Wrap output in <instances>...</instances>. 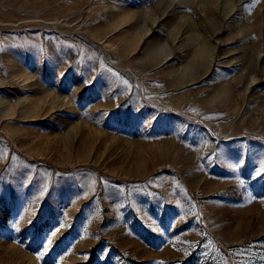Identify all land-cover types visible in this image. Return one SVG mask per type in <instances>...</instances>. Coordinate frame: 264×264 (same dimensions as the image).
Instances as JSON below:
<instances>
[{
  "label": "rangeland",
  "instance_id": "obj_1",
  "mask_svg": "<svg viewBox=\"0 0 264 264\" xmlns=\"http://www.w3.org/2000/svg\"><path fill=\"white\" fill-rule=\"evenodd\" d=\"M0 264H264V0H0Z\"/></svg>",
  "mask_w": 264,
  "mask_h": 264
},
{
  "label": "snow or ice",
  "instance_id": "obj_2",
  "mask_svg": "<svg viewBox=\"0 0 264 264\" xmlns=\"http://www.w3.org/2000/svg\"><path fill=\"white\" fill-rule=\"evenodd\" d=\"M53 235L55 234V233H52Z\"/></svg>",
  "mask_w": 264,
  "mask_h": 264
}]
</instances>
